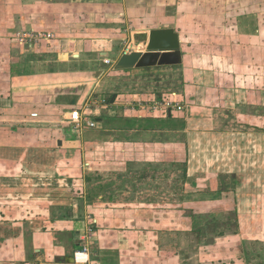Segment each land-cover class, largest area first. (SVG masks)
Segmentation results:
<instances>
[{
	"label": "rangeland",
	"instance_id": "374dc122",
	"mask_svg": "<svg viewBox=\"0 0 264 264\" xmlns=\"http://www.w3.org/2000/svg\"><path fill=\"white\" fill-rule=\"evenodd\" d=\"M163 2L168 13L191 14L188 21L176 18L180 64L116 70L120 55L130 52V34L115 48L99 49L93 63L56 65L50 55H41V68L47 64L49 71L71 77L58 89L63 98L58 106L47 98L24 116L0 107V192L28 185L29 197L38 198L46 192L41 188L58 187L47 190L62 203H75L79 217L91 215L84 231L93 221L89 255L99 264L102 249L111 245L101 242L102 230L124 229L117 218L124 212L121 204H143L147 210L136 212L150 215V201L151 210L160 218L163 210L169 212L163 219L170 221L153 228L156 237L143 234L142 241H150L145 251L173 254V249L172 264H264V0ZM31 83L38 92V81ZM37 92L27 94L35 99ZM112 96L117 100L111 102ZM124 106L135 110L119 111ZM98 117L107 125L101 127ZM136 125L139 131H158L157 152L168 160L128 169L120 159L103 157L125 152L128 139L153 140L146 132L119 136L120 127ZM97 140L113 149L90 150L88 144ZM72 156L78 157L74 176L60 175ZM188 156L215 158L188 169ZM107 213L115 215V226L106 221Z\"/></svg>",
	"mask_w": 264,
	"mask_h": 264
},
{
	"label": "crops",
	"instance_id": "0c3cea01",
	"mask_svg": "<svg viewBox=\"0 0 264 264\" xmlns=\"http://www.w3.org/2000/svg\"><path fill=\"white\" fill-rule=\"evenodd\" d=\"M167 4H172V1ZM167 4L163 0H0V107L5 106L3 109L5 113H22L24 116L26 113H34L36 110L34 104H42L47 98L52 101L50 104L53 106L60 105L63 98L58 95L61 93L58 89H62L63 79H70L71 74L67 76L61 71H49L47 64L41 68V55L45 57L50 55L48 57L52 58L50 63H57L56 65L60 63L77 65L88 61L93 63V60L98 58L96 52L99 49L115 48L122 36L131 34L132 31L164 27H172L177 31L179 25L176 23V18L182 16L188 21L191 14L181 11L178 13V10L177 13H168L164 11ZM20 30L51 32L53 37L28 47L15 40V35ZM100 54L103 53L100 51ZM104 54L108 56V52ZM126 70L129 69L121 71ZM81 74L75 73L74 77ZM106 75L112 74L107 71ZM106 75L101 77L104 78ZM35 81H38L40 87L38 92L35 88L36 83H31ZM59 85L61 88L58 87ZM29 90L37 92L35 99L27 94ZM23 95L27 98L24 99ZM130 107L124 106L119 111L128 114L135 110L133 107L129 109ZM167 114L168 118L172 115L169 109ZM96 120L101 127L108 123L107 119L101 117ZM128 128L120 127L118 131L120 135H118L127 138L128 132L129 135L146 132L137 130L140 128L137 125ZM100 133L104 134V130ZM148 133L153 139L151 142L132 143L127 138L128 140L124 142L125 152L118 153L119 156L103 157L109 158L110 162L120 159V163H124L128 169L139 164L152 167L159 161L168 160V156H159L157 152L160 148H158L160 146L158 131L146 132ZM168 139L169 136L165 134V140ZM102 143L103 141H92L88 144V148L94 152L113 149ZM120 146L122 149L123 144L120 143ZM90 157L88 156L89 159ZM77 158L72 156L69 163L65 161L60 175L72 176L71 168L77 167ZM88 158H86L87 167L90 169L88 171H92L93 160ZM210 158L215 157L188 156V169H191L197 161L206 162ZM128 169H124L126 173ZM27 187L28 185L9 186L0 192L5 194L0 196V264H90L85 262L90 257L89 253H83L77 246L81 245L79 240L92 218L91 215L84 213L79 217L75 203H71L72 201L62 203L59 197L55 198L50 190H47L55 191L58 187L41 188L46 192L38 195V198L29 197L30 194L26 192L29 190ZM121 205L125 206L122 209L124 212L117 218L119 224H124L122 225L124 229L117 232H114L115 229L112 227L102 230L101 233L106 236L101 242L106 244L108 240L111 245L109 249H102L105 252L100 256L101 264H172L173 249L171 250L173 254L166 250L160 252L157 248L145 251L150 241H142L143 234L146 233L152 232V236L156 237L153 228L160 227L164 221L169 222L170 218L164 220L163 217L165 215L168 217L170 213H165L162 209L164 215L160 218L157 210L154 212L151 210L153 208L151 201L147 203L150 207V215L136 212L137 209L147 210L143 204ZM155 208L158 209V206ZM85 209L90 210L89 207ZM101 215L99 214V218ZM193 218L199 221L197 216ZM106 219L112 225H116L117 220L112 213H107Z\"/></svg>",
	"mask_w": 264,
	"mask_h": 264
},
{
	"label": "water",
	"instance_id": "95a60500",
	"mask_svg": "<svg viewBox=\"0 0 264 264\" xmlns=\"http://www.w3.org/2000/svg\"><path fill=\"white\" fill-rule=\"evenodd\" d=\"M130 35V52L119 57L115 69L145 68L158 64L172 66L181 63L180 38L174 28L135 30ZM58 143L61 144L60 141Z\"/></svg>",
	"mask_w": 264,
	"mask_h": 264
},
{
	"label": "built area",
	"instance_id": "2783aa9c",
	"mask_svg": "<svg viewBox=\"0 0 264 264\" xmlns=\"http://www.w3.org/2000/svg\"><path fill=\"white\" fill-rule=\"evenodd\" d=\"M53 37V34L51 32H41V31H36V30H23L20 32H17L15 35V40L25 46L31 47L38 43L41 40H47L51 39ZM171 106L169 104H166L164 107L165 110H170L171 111ZM176 110H181V106H177ZM75 112L74 114H76ZM36 115V114H32ZM90 126H94V123H90ZM93 221L92 224H90L87 228V230L84 232V234L81 236V251L85 254L89 253V248L92 245L91 242H89V238L93 234ZM85 262H90V264H99L98 261H91L90 257L86 259Z\"/></svg>",
	"mask_w": 264,
	"mask_h": 264
},
{
	"label": "bare ground",
	"instance_id": "6f19581e",
	"mask_svg": "<svg viewBox=\"0 0 264 264\" xmlns=\"http://www.w3.org/2000/svg\"><path fill=\"white\" fill-rule=\"evenodd\" d=\"M83 257H84V255H83ZM83 257H81V258H83ZM79 258V257H78ZM78 260V259H77Z\"/></svg>",
	"mask_w": 264,
	"mask_h": 264
}]
</instances>
